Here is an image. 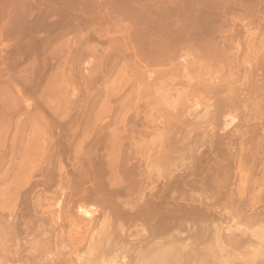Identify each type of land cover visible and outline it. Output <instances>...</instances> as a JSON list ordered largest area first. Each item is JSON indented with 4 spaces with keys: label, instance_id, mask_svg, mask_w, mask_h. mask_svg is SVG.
<instances>
[{
    "label": "bare ground",
    "instance_id": "6f19581e",
    "mask_svg": "<svg viewBox=\"0 0 264 264\" xmlns=\"http://www.w3.org/2000/svg\"><path fill=\"white\" fill-rule=\"evenodd\" d=\"M258 2L259 0H0V27L2 33L8 30L10 31L8 33L14 34L13 36L11 34L8 36L7 32V34L4 33L7 36L5 38L11 36L13 37L12 40H15L14 36L16 35H18L15 37L17 39L20 37L19 35H22V38H24V35H30L34 31H37L35 32L36 38H38L37 33L42 31L46 33L47 31L52 32V29L55 28H59L62 31L63 28H68L71 24L70 22L75 21L74 18L77 13L72 18L73 20L70 21L72 11L83 13L81 14L82 17L85 14L87 18L80 16L82 20L87 19L91 21L98 17V20L99 18L101 19V24L107 26L113 25L117 32H121V35L114 33L115 35L112 38L115 41L122 42L123 50L121 52L117 51L118 54L114 56H108L107 61L112 62L114 67H117L121 60L129 63V65L133 62L135 65L133 67L137 71L135 73L137 81L134 87L139 86L140 88L141 85L160 86L164 92L161 98L171 106L165 112L162 110L166 115V119L163 117L164 114L161 115L163 121H158L149 112H142L143 117L140 112H137L135 117L128 123L131 127L128 128L126 124L123 131H121L122 133H126V131L130 130L129 135H127L128 138L121 136L122 133L117 132L116 129L113 130L110 128V124L107 123L100 126L97 124L92 126V124L87 125L88 123L85 124L73 120L72 122L74 124H68L67 126L63 124L60 127H56L57 125L51 121L53 125H50V127L55 125L56 128H61V132L63 131L62 129L65 130L66 128L71 132L67 134V130H65L66 134L63 137L66 139L62 137L64 131L58 134L64 139V142L66 141L67 145L59 141V136H57L56 142H60L57 150L50 149L52 147H47V151L42 152L46 155L45 158L47 160L45 159L43 161L46 164L43 163L45 167L42 166L40 169V179L32 185L35 190L34 193H31L32 196H30V199L32 197L34 198L32 200L35 201L36 198L42 197L45 201L46 197H49L46 194L45 196L43 195L45 191L47 192L45 189L49 190L48 187H53L54 185L52 189L55 191L57 188L58 190L59 188L61 189L55 192L50 187L48 191L50 193H47L51 194L53 192L54 194L52 193V196L55 199H59V196L62 198L61 196L64 194V199H60L62 200L61 206L59 205L58 199H56L58 206H60L58 209H56L57 206H54L57 204L54 200L53 202L55 204L49 203L50 206L53 205L51 207H55L50 212L48 204L47 207L42 205L45 209L49 208L48 215L44 214L47 210L44 212L41 208H39V211L37 210L40 214L45 215H41V217H44L42 220H47L46 218H48L47 221L53 227L52 232H47L50 230L49 228H47V231L42 226L38 228L40 227L38 225L37 229L39 231L40 229H44L41 230L42 232L19 231L23 232V240L21 239L23 235L21 236L20 234V238L15 235L17 232L10 233V236L11 234L16 236L15 241L17 238L23 241V248L21 251L17 249L18 253L16 256L14 255V258L12 254L16 250L13 251L8 246V249H11L13 253H10L11 256L9 254L10 258H5L7 262V258H14L12 261L17 264H216L215 262L219 260L218 257H223V261H219V264L222 262L223 264H264V230L262 232H247V230L245 232H228L229 228H226V234H223L225 229L222 230V228L219 229L213 225L214 219L212 215L218 213L220 199V202H222L223 198H229L228 194L230 191L225 190L228 188L227 183L229 180L226 179V175L223 178L224 176L221 172L229 167L228 158H231L229 155L226 159H219L221 156L218 157V154L216 156L215 153H219V147L225 145L223 138L227 134L229 135L231 130H227L224 135L219 134L221 136L213 134L214 127L212 125H216L218 122L213 121V119L216 120V112L212 110L209 112V107H206L207 112L205 113L212 117L208 122L210 130L208 128L203 129L207 123L204 124L205 126L195 124L196 122L188 123V117L196 115L197 110H195L196 108L194 109V106L197 103L190 101L185 103V95L181 91V83L169 84L166 79L173 72L179 74L187 70L188 62L186 52L189 48L187 44H191V41H194V45L203 50L205 55L210 56L220 53L225 56L235 40L248 39L247 34L233 26L231 16L235 10L240 9L244 11V9H250L252 5H260ZM258 7L259 9L262 8L261 5ZM57 31L59 30L57 29ZM50 34L54 35L52 33ZM28 35L26 36L29 38ZM34 35L32 34V37ZM51 35H49V38ZM11 37L8 39H11ZM184 44H186V47H184ZM3 53H5L4 50H0V56ZM134 87L133 89L135 90ZM191 104L194 105L191 107ZM193 111L194 114L190 116ZM139 117L140 120H138ZM222 125L224 127L221 130H225L229 126L227 122H223ZM54 128L52 129L54 130ZM88 128H92V132ZM97 129H102L103 132L97 134V140L93 142L94 144L92 143L93 146L88 144V146H91L87 148L89 150L84 149L85 152L83 151L84 153L89 151L86 155L90 156L86 157V155H82L84 160L89 157L87 160L88 165L85 163L88 167H85L83 164L84 168L81 165V169L83 170L84 168L86 173L83 171L84 173H82L84 175L79 174L81 172L79 169V173L74 171L79 175L76 174V176L72 177L73 175L71 173L72 176H70V172L67 173L65 170L68 163H66V160L63 161L68 156L67 152L69 147L71 151L74 147H72L74 142L82 145L85 137L87 139L91 137L92 140ZM85 130L89 133L87 132L86 134ZM106 130L108 132L110 131V133ZM54 132L56 133L55 130ZM118 140L120 141V145L117 144ZM200 141H202V145H208L209 152L207 150L206 152L210 153L209 155H206L202 151L197 152L195 147H193V145H200ZM222 142L223 144H221ZM100 145L104 148L105 153H102V159L96 156L97 159L94 161L97 162L99 159L102 162L104 160L102 163L105 166L101 164L104 166H102L103 169L99 163H97V167L100 165V168H96L95 166L96 169H100L99 173L94 168L95 172L97 171L96 173H99L95 175V177L98 176V180L95 183L92 181L97 178L93 175L96 173L92 172V174L90 170L93 165V157L91 158V156L97 155L95 150L98 152V146ZM53 146L55 147L56 143ZM148 146H152V153L148 152V154L145 152L146 148L148 151H151ZM122 147L125 152L123 153L125 155H123V161L125 163L120 156L118 158L125 164V167L121 162H117V155H113L116 157L115 159L112 157L117 163L112 164L113 160L111 161V150L115 153V151L121 150ZM76 148L78 149L79 147L76 146ZM220 149L223 148L220 147ZM79 150L80 148L78 149V153ZM75 152H77L76 149L72 150L73 154ZM121 153L119 154L121 155ZM143 153L147 156L151 154L150 157L154 161L152 159L150 160V157L144 156V158L146 157V159L148 158L147 160H150V162L145 161L143 156H141V154L144 155ZM68 154L72 155L73 158L77 156L75 158L79 159V161L80 158L82 160V157L79 158L77 154L74 156L73 154ZM210 155L215 157H210ZM96 157L94 156V158ZM141 157L144 162H141ZM187 157L191 160L188 161ZM69 158L71 159V156ZM152 161L156 166H159L158 170H155L156 168L153 169L157 173H154L156 176H154L151 170V167H156L154 164H151ZM77 163L79 162L77 161L74 164L77 165ZM120 164L124 167L122 168L123 170L119 166ZM241 164L244 165V161ZM55 166L58 169L55 175H58V172L60 173L57 177L54 173L51 174V170L53 172ZM69 167L71 166L69 165ZM75 169L77 171V168ZM228 170L225 171L227 172ZM71 171L73 172V169ZM75 177L77 179L76 181L74 180ZM222 178L224 179L223 183ZM55 181H58L59 184ZM88 182H92V188L90 187V189L85 188V185L90 184ZM130 182L131 184L133 182L135 183L131 185ZM68 184H79L78 186L84 187V189L80 191L81 188L79 187L80 189L78 191L76 185H74L75 187H68ZM63 186L66 190H64ZM36 188H39V190H36ZM69 188H77L76 190L78 192L74 193L75 190L72 192V189L71 193L73 194L70 195V191L68 192L70 194L65 192L70 190ZM62 190L66 194H62L60 192ZM17 192L15 194H18ZM57 193L59 194L58 197ZM35 194L37 196H33ZM21 195L18 194V197L14 195L16 197H14V203L19 201L18 198ZM131 195H137L136 202L133 205H129L133 200H129L132 201L129 203L123 202L127 198L123 200L122 197H129ZM23 196L21 197L22 200L23 198L26 200L29 197L26 196V198L25 194ZM34 204L35 206H32L34 209L41 207V204L38 207L36 206L38 203L34 202ZM89 204H96L97 209L100 206L102 208L99 210L95 209L98 212H95L94 215H97L100 210H103V212H100L101 214L99 216L94 217L91 213L92 211L86 208ZM21 206L22 203L18 209H21ZM23 209H21L20 213ZM0 210L3 211L1 208ZM1 214L0 216H2ZM12 214L11 217L15 215V212ZM16 215L18 216V213ZM246 215L248 214L246 213ZM246 215L243 216L247 218L249 215ZM252 215H254V219L252 216L251 218L257 223H262L263 225L260 226L264 227V210L261 212L254 211ZM8 216L7 218L10 219ZM21 216H18V219L21 220ZM32 216L34 218L35 213ZM1 218L4 219V217ZM1 218L0 223H2ZM15 218L17 219V217ZM248 218L247 220L250 219ZM62 220L66 221L68 225L71 224L80 229L84 227H90L91 229L94 226L97 228V225H99L101 231L60 232L59 229L61 230V227L64 225ZM110 220L116 223V228L114 224L108 228L111 226L109 225ZM7 221L5 224L6 227L0 225V229L1 226L4 227L5 229L3 228L1 230H7L8 235H5L6 232H0V236L3 235L0 238L3 246H6L3 243L4 240H6V243L9 242L8 231H11L12 225L14 226L15 224L14 222L11 227L9 225L8 227L11 230H8L7 224L8 222L11 224L12 220ZM47 221L43 222L48 223ZM59 221L63 224L62 226L58 225L61 224ZM21 222L25 221L21 220ZM40 222L41 224L43 223L42 221ZM139 224L143 228V232H133L130 229L133 228L132 226L138 227ZM19 225L22 224L20 223ZM126 225L131 227H127V230L125 228ZM184 225H191L190 227H193L185 236V232H180L181 226ZM15 227L18 229V225H15ZM22 228H25V226ZM29 229L31 228L29 227ZM11 239L13 240V238ZM13 243L15 246L18 242ZM5 246L0 249L5 250ZM7 251L10 252L9 250ZM1 252L4 251L2 250ZM6 255L8 256V254ZM12 261L10 260V263ZM0 264L3 263L0 261Z\"/></svg>",
    "mask_w": 264,
    "mask_h": 264
},
{
    "label": "rangeland",
    "instance_id": "374dc122",
    "mask_svg": "<svg viewBox=\"0 0 264 264\" xmlns=\"http://www.w3.org/2000/svg\"><path fill=\"white\" fill-rule=\"evenodd\" d=\"M259 3L262 7L261 9H259L258 7L260 5H252V7L248 10H235L231 16L233 26L236 29L241 30L243 33L247 34L248 39L235 40L232 46H230V49L227 51V55L225 56L221 55L220 53L212 54L210 56L205 55L203 50L196 47V45H194V41H191V44H187L189 46L188 51L186 52V58L188 62L187 70L182 71L179 74L173 72L166 78L169 84H175L178 82L181 83V91L185 95V103L187 101L197 103V105L194 106V109L196 108L195 110H197L195 113L196 115H193L195 110L190 114V116H193L188 117L189 112L187 114L188 123L196 122L195 124L198 125H204L205 123H207L205 124L206 126L204 125V128L202 126L199 127H202L203 129L208 128L210 130L208 122L212 117L208 116L207 113H205L207 112L206 107H209V112L211 110L216 112V120L213 119V121L218 122L216 125H212L214 127L213 134L221 136L219 134L224 135L227 130H231L232 132V134H230L231 132L229 131V135L227 134V136L224 137L226 140L223 138L225 145L220 146L223 149H220L219 147V153H215L216 156L217 154L218 157L221 156L219 159H226L229 155L231 157L230 159L228 158L229 170L227 168L225 169L228 170L227 172L225 170L221 172L224 176L222 177L225 178L226 175V179L229 180V182L225 180L228 182L227 187L230 188L225 189L230 191L228 194L229 198H223L222 202H220V199L218 203V213L212 215L214 219V227H218L219 229L222 228V230L225 229L223 234H226V228H229L228 232H245L246 230L247 232H262V230H264V227L260 226L263 224L255 222L253 220L254 215H252L254 211L261 212L264 210V0H259L258 4ZM76 13L78 16L76 15ZM71 14L73 16L70 15V21L73 20L72 18H74L75 15L77 16H75L77 20L74 18L75 21H72L76 24L70 22V27L68 26L69 29L63 28V30L61 31L59 28H57L59 30L57 31V29L55 28L56 30L52 29V32L47 31V33L49 34H47L45 31L39 32L38 30V38H36L35 33L37 31H34L33 33L31 32V34L29 33L30 35L26 34L29 36V38L26 35H24V38H22V35H19L20 37L17 39L15 37L18 35L15 34V40H12L13 37L11 36V39H8L10 37L5 38L7 37L5 36V34L10 31L6 30L2 33L0 27V50H4L5 52L2 54V56H0V200H2V203L0 202V206L2 205V207L0 208L3 210H0V214L4 213L1 214L2 216H0V218L4 217V219L1 218L2 223H0V225H4L6 227L5 224L8 219V215V217L10 218L8 219V221L12 220L13 222L11 221V224H9L10 222L7 221V227L9 225L11 227V225L15 222L14 226L12 225L11 227L12 230L8 227V230H11L8 231L9 239L11 241L8 239L9 242H7V244L6 240L2 238L4 240L3 243L6 244V246L4 245L6 252L4 249H2L4 252H1L2 250L0 249V261L3 264H17L13 263L14 261L12 260L17 255V251L19 249L20 251L22 250V240L24 238V235L22 234L23 232L19 231L23 230L24 232H26L27 230V232H42L41 230L44 229H40L39 231V229H37L38 225L40 226L38 228H41V226L43 228H46L45 231H47V228H49L50 230H48L47 232H52L53 230L52 225L47 221L48 218L45 217L47 220H42V218H44L43 216L48 215L49 210V208L45 209L44 206L47 207L49 203L55 204L53 200L56 202V199H58H55V197L52 196L53 192H51V194H48L50 193L48 191L50 190L51 186L48 187L49 190L45 189L48 193L46 191L44 194L42 193L44 196L45 194L46 196H49L48 198L46 197L45 201L42 197H35L36 199L35 201H33L32 199L34 198L31 197L30 199V196H32L31 193H34L35 190L34 186L32 185L40 179V169L42 166L45 167L46 164V162H43L46 159V155L42 152L47 151V147H52L50 149L57 150V146L60 143L56 142L57 136H59L58 134H61L64 131V134H62L63 137L66 134L65 130H67V134L71 132H69L66 127L65 130L62 129V132L61 128H59V130L56 127H60L63 124H65V126H67L68 124H74V122H72L74 120L80 121L85 124L88 123L87 125L92 124V126L94 124L100 126L107 123L110 124V128H112L113 130L116 129L117 132L122 133L121 131H123L124 126L126 124L128 125V123L135 117L137 112H140L142 117V112H149L150 115L154 116L158 121H163V117L166 119V115L164 112L171 107L168 102L164 101L161 98V95H163L164 92L160 86L141 85L140 88L139 86H137L136 88L134 87L136 84L135 82L137 81V77H135V73L137 71H135L136 69L134 68L135 65L133 62L129 65V63L121 60L117 67H114L112 62L107 61L108 56H114L118 54V52H121L123 50L122 42L115 41L112 38L115 34L121 35V32H117L113 25L107 26L101 24V19L99 18V21L98 17L90 21L87 19L82 20V18H87V16L84 14V17H82L81 14L83 13H79L78 11H72ZM80 16L82 18H80ZM50 33L54 35H51ZM9 34L11 33H8V36ZM32 34H35V37H32ZM11 35L13 36L14 34ZM49 35H51L50 38ZM184 47H186V44H184ZM133 87L135 88V90H137V88L139 89L135 91ZM193 105L194 104H191V107ZM162 114H164L163 117L161 116ZM138 120H140V117L138 118ZM51 121L57 126L55 127L54 125L53 127H50V125H53ZM223 122H227V124L229 125L225 130H221L224 127L222 125ZM48 124L49 126H47ZM129 127L131 126L128 125V128ZM52 128H54L56 133ZM88 129L92 132V128ZM93 131L95 132V129ZM106 131L108 132V130ZM87 132L88 131H86V134ZM100 132H103L102 129H97L96 134L93 136L92 140L91 137L90 139H87L84 135V142L86 144L83 142L81 145L78 142H74V144L72 145V147L74 146V149L72 148V150H77L75 154H77L79 158L82 157V155L85 156L89 153V151H86V153H84V149L89 150L87 148H90L91 146H88V144H91L93 146V142L97 140V134H99ZM129 132L130 130L120 135L127 137V135H129ZM51 133H55V136ZM108 133H110V131ZM60 137L61 136H59L58 138L59 141H62L64 144H66V141H63L64 139H66L64 138L65 136L63 137L64 139L61 137L62 140ZM54 142L56 143L55 147L53 146L55 145ZM201 142L202 141H200V145H193V147H195V150L197 152L202 151L205 152L206 155H209L210 153H207L209 152L208 145H202ZM47 143L51 144L52 146H48ZM117 144L120 145L119 140L117 141ZM221 144H223V142ZM76 146L80 148V155L78 153L79 148L77 149ZM98 147V152L95 150V153L97 155H93L91 156V158L97 156L98 158L102 159V153L104 154L105 151L103 150L104 148H102L101 145ZM148 147L151 150L152 146ZM72 150L70 151L69 147L67 152L68 156L66 155L68 159L66 157V159L64 158L63 161L66 160V163H68L67 167L65 163V170L67 171V173L70 172L69 175H73L72 177H74L77 174L75 172L79 173V169L81 170L79 174L82 175L85 172L84 168L88 165L87 160L90 156L86 155V157L89 156L88 159L85 158L86 160H84L82 157V160L80 158L79 161V159L75 158L77 156H74L75 154H73L74 151L72 153ZM145 152L152 153V150L148 151L146 148ZM68 153L73 154L74 158ZM113 153L114 152H112L111 150V161L113 160L112 157H114V159L116 158V155L117 158L118 156H120L122 158V161L124 160L125 155L123 153L125 152L123 147L121 148V150L115 151L116 154ZM119 153H121V155ZM145 154H141V156H143L144 158V156H147ZM215 154L213 153V155ZM150 155H148L147 157L149 158ZM213 155H210V157H215ZM70 156L71 159L69 158ZM97 157L94 159L92 158L93 161L90 158V160L93 162V168L91 167L93 170L90 168L91 173H96L100 170L96 168L101 167L103 169V167L105 166V164L102 163L104 162V160H102L101 162L98 159L97 162H95ZM152 157L154 158L153 154ZM187 158L188 161L191 160L189 159V157ZM119 159L120 158L117 159V162L119 161V163H122L121 159ZM147 159L146 157L144 158L145 161ZM151 159L152 158L150 157V160ZM72 160L74 161V163H76L77 161L79 163H77L76 165ZM150 160L147 161L150 162ZM142 161L143 159L141 157V162ZM153 161L151 162V164H154ZM239 161L241 162L239 163ZM243 161L244 165L241 164ZM117 162L113 160L112 164H115ZM85 163L87 165H85ZM97 163H99L100 165L103 164L104 166L99 165L100 167H97ZM124 163H122V165H124L125 167ZM83 164L85 165V167ZM69 165L71 167H69ZM81 165L82 167H84L83 170L81 169ZM122 165H119L121 169L124 168ZM154 166L156 165L154 164ZM158 167L159 166H156L154 168L151 167L153 174L156 173V171L154 172L153 169L156 168L155 170H158ZM75 168H77V171ZM94 168L95 170H97L96 172ZM53 169V172L51 170V174H57L55 173L58 171L57 167L55 166ZM72 169L73 172L71 171ZM99 173L92 174L95 177V175ZM227 173L230 177L227 176ZM59 174L60 173L58 172V175ZM156 174H154V176H156ZM58 175L55 176L57 177ZM96 177V179H94V181L92 182L98 180V176ZM223 178L222 183L224 182ZM74 180H77L76 177ZM55 182L59 184L58 181ZM92 182H88L90 184L85 185V188H92ZM130 184L128 185L130 186ZM74 185H76L78 189H73L75 187ZM78 185L68 184V187H74L71 189L69 188L70 190L65 192L68 193L70 191L71 193V190L73 189L72 192H74L75 190L74 193H76L80 188V191H82L84 187ZM53 187H51V189ZM18 188L20 189L18 190ZM31 188H33V191L31 190ZM60 189L61 188H59V190ZM36 190H39V188H36ZM64 190H66L65 187ZM16 192L21 196L18 198L19 201H16L14 203V197H18V194H15ZM60 192H62V194L65 193L63 192V190ZM24 194L25 197L29 196L28 198L30 200L26 197V200L23 198V200L25 201L24 202L21 198L24 197ZM72 194L73 193H71L70 195ZM58 195L59 194L57 193V197ZM134 195H131L129 197H122L123 200L127 198L126 201L123 202L129 203L132 202L129 200H133L132 203H129V205H133V203H135L137 199V195ZM33 196L37 195L35 194ZM50 196H52L53 198ZM61 197L63 198L64 194ZM62 198H60L59 196L58 199L60 206L61 201L64 199ZM20 199L22 200V202ZM19 202L22 203L21 209L24 208L23 210L25 211L24 212L22 210V214L20 213L21 209H18L20 208L21 204H19ZM34 202L38 203L36 205L37 207L39 204H41V207H38V209H34V207H32L35 206ZM58 202H56L57 204L54 205L57 206L56 209L60 207L58 206ZM51 206H48L50 207L49 212L52 211L51 209L53 207ZM15 207L16 210L14 211ZM100 207L99 209H102ZM39 208H41L43 212L47 210L44 213L45 215L38 212L40 210ZM86 208L92 211V215L95 214L96 210H99L97 209L96 204H89ZM53 209H55V207ZM18 210L19 212H17ZM29 210L32 211L30 212ZM42 211L40 212L42 213ZM14 212L15 215L12 217H14L13 219H16L15 217H17L16 220L11 219V214H14ZM16 212L18 213V216L22 215L21 220L25 221L26 223L21 222V220L18 219L19 217L16 215ZM33 212L35 213L34 218L32 216V214H34ZM100 212H103V210H100ZM100 212L97 215H94V217L99 216L101 214ZM246 213L250 217L246 215ZM28 214H30L31 216ZM242 214L248 216L250 219L247 217L249 219L247 220V218ZM41 215L43 216L41 217ZM242 216L246 219L244 220ZM251 216L253 217V219L251 218ZM18 221L22 225H19L20 223ZM40 221H47L48 223L43 222L44 224H41ZM59 222L61 223V221ZM62 223H64V225ZM62 223L58 224L61 226L63 225L61 227V230H63L61 231L59 229L60 232L101 231L99 225H97V228L94 226V228L97 229L95 231L94 228L90 229V227H84L83 229H80L77 226L71 224L68 225L66 221H63ZM112 224H114L115 226L116 223H114L113 221L111 222L110 220L109 225L111 226L108 225L109 227H107H112ZM15 225H18V229L17 227H15ZM24 226L25 228H22ZM72 226L73 228H71ZM190 226H181L180 232H185V236L187 232H190L191 229H193V227L191 228ZM29 227L31 229H29ZM127 227L130 228L131 226L126 225L125 228ZM132 227L133 228L130 229H132L133 232H143V228L140 227V224L138 227ZM3 228L4 227L1 226V229ZM15 228L17 229V231ZM1 229L0 232L3 231V233H5L7 231ZM10 233H15L17 237H20V234L21 236L23 235L22 238L20 237L22 239H20L21 241L19 240V238H17L16 241L18 243L15 246L13 242L16 243V241L14 240L16 239V236H14L13 234H11L10 236ZM5 235H7V232ZM11 238H13V240ZM10 242H12L13 245ZM19 242H21L20 248ZM0 244V248H3L4 246L1 242ZM8 246L12 248L13 251L16 250L14 251V254H12L13 256L15 255L14 258L9 259L11 256L10 253H13V251L11 249H8ZM16 246L18 247L15 248ZM7 250H9L10 252H8ZM6 254H8V256ZM6 257H9L7 258L8 262L7 260H5ZM220 258L218 257L219 260L215 262L216 264H219V261H223V257L221 259ZM10 260L12 261L11 263ZM221 264H223V262Z\"/></svg>",
    "mask_w": 264,
    "mask_h": 264
}]
</instances>
